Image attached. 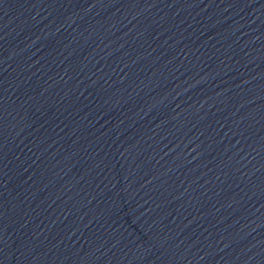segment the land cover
Returning <instances> with one entry per match:
<instances>
[{"label":"water","instance_id":"water-1","mask_svg":"<svg viewBox=\"0 0 264 264\" xmlns=\"http://www.w3.org/2000/svg\"><path fill=\"white\" fill-rule=\"evenodd\" d=\"M0 264H264V0H0Z\"/></svg>","mask_w":264,"mask_h":264}]
</instances>
